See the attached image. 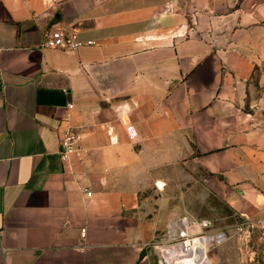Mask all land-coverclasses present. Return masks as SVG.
Listing matches in <instances>:
<instances>
[{
    "label": "crops",
    "instance_id": "obj_1",
    "mask_svg": "<svg viewBox=\"0 0 264 264\" xmlns=\"http://www.w3.org/2000/svg\"><path fill=\"white\" fill-rule=\"evenodd\" d=\"M59 29L94 45L43 48ZM163 173L264 206V0H0V264H160Z\"/></svg>",
    "mask_w": 264,
    "mask_h": 264
},
{
    "label": "rangeland",
    "instance_id": "obj_2",
    "mask_svg": "<svg viewBox=\"0 0 264 264\" xmlns=\"http://www.w3.org/2000/svg\"><path fill=\"white\" fill-rule=\"evenodd\" d=\"M163 174L165 179L160 184L155 183V192L149 188L150 192L143 196L158 209L160 205L155 203L161 201L163 216L166 219L177 216L181 225L171 229V236L156 248L160 264L163 261L162 248L186 243L188 238H182V232L190 235L191 240L207 237L208 251L212 258H220L221 264H264L263 205H255L252 211L239 209L230 196L221 192L217 186L219 180L224 183L225 179H219L212 173H191L190 177L185 178H177L172 173ZM192 216L199 223L203 220L210 221V233H201L198 225L192 226L190 230L191 225H188L185 231L182 222L184 219L190 221ZM170 228H167L168 231ZM221 234L225 237L222 241L217 239ZM203 253L209 259L207 253ZM210 263L212 264L211 260Z\"/></svg>",
    "mask_w": 264,
    "mask_h": 264
},
{
    "label": "built area",
    "instance_id": "obj_3",
    "mask_svg": "<svg viewBox=\"0 0 264 264\" xmlns=\"http://www.w3.org/2000/svg\"><path fill=\"white\" fill-rule=\"evenodd\" d=\"M94 45V42H82L77 33L75 31H68L64 29H59L56 31H53L44 41L43 48L48 49H56L60 51H77L85 46H92ZM73 109V104L67 105V113L63 120L61 121L60 126L58 127V139L59 144L61 146V158L62 160H67L71 157L75 159H79L83 153V149L79 145V135L75 133L72 130V127L70 125V111ZM91 192L87 191V196H91ZM182 224L184 225L185 231L188 229V221L183 220ZM200 226L202 228H209L211 226V223L209 221H202L200 223ZM264 230V228H263ZM180 236L182 238H188L186 242H188V246L186 247L188 250L189 247H191L190 242L192 243L194 240H191L190 235H187L186 233H181ZM219 236V237H218ZM217 239L221 241L225 238L223 234L218 235ZM203 238V237H202ZM185 244V243H184ZM178 246V245H175ZM180 256L176 255L173 261L175 263L181 261L182 259ZM161 264H169L168 261H166L163 258V261Z\"/></svg>",
    "mask_w": 264,
    "mask_h": 264
},
{
    "label": "bare ground",
    "instance_id": "obj_4",
    "mask_svg": "<svg viewBox=\"0 0 264 264\" xmlns=\"http://www.w3.org/2000/svg\"><path fill=\"white\" fill-rule=\"evenodd\" d=\"M201 238H196L192 244L191 249L188 250V242L178 246H166L162 248L163 258L168 261L169 264H211L209 259H206L204 251L199 247ZM203 251V252H202ZM178 255L182 259L181 261L175 263L173 259Z\"/></svg>",
    "mask_w": 264,
    "mask_h": 264
}]
</instances>
